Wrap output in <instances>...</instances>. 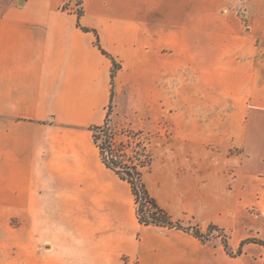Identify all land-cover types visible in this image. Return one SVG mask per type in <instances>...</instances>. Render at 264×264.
I'll use <instances>...</instances> for the list:
<instances>
[{"label": "crops", "instance_id": "1", "mask_svg": "<svg viewBox=\"0 0 264 264\" xmlns=\"http://www.w3.org/2000/svg\"><path fill=\"white\" fill-rule=\"evenodd\" d=\"M229 1L82 0L78 17L70 0H0V219L19 264H264L248 211L264 205V55ZM110 109L171 125L145 185L233 254L213 232L140 224L94 142Z\"/></svg>", "mask_w": 264, "mask_h": 264}, {"label": "rangeland", "instance_id": "2", "mask_svg": "<svg viewBox=\"0 0 264 264\" xmlns=\"http://www.w3.org/2000/svg\"><path fill=\"white\" fill-rule=\"evenodd\" d=\"M68 5L75 11L78 8L76 0L65 2L63 6L68 7ZM226 8L236 15L237 21L242 25L243 33L250 35L252 43L259 46L260 55H264V0H230ZM171 115V123L177 125L179 113L172 112ZM157 127L153 132L146 127L145 118L131 121L122 118L119 113L113 114L110 109L105 123L96 128L93 134L97 143L101 145L109 135L113 137L115 145L125 144L124 151L127 153V157H124V160L128 162L140 160L145 163L158 141L161 142L167 136L168 131L172 130L171 125H167L162 120L158 121ZM146 170L147 167L143 168L144 172ZM248 211L252 215L264 219L259 210L248 209ZM12 228H17V219H12ZM2 231V219H0V264H19L16 236H12L11 240L3 241ZM212 232L214 236L222 240L224 234L222 230H213Z\"/></svg>", "mask_w": 264, "mask_h": 264}, {"label": "trees", "instance_id": "3", "mask_svg": "<svg viewBox=\"0 0 264 264\" xmlns=\"http://www.w3.org/2000/svg\"><path fill=\"white\" fill-rule=\"evenodd\" d=\"M82 0H76V14L79 17L82 14ZM79 25V24H78ZM83 30L87 31L89 29L82 27ZM96 39L95 44L100 49V51L107 55L112 60V67L110 72L111 84H113L114 76L117 70L120 68V64L109 54L99 44V39L95 33ZM105 123V122H104ZM100 126H95L92 128L93 132L96 128ZM94 136V142L99 148V153L104 165L111 170H113L122 180L126 181L131 189L134 197L135 203V213L140 224L143 225H157V226H167L178 228L187 232H190L195 237L206 240L208 239L210 233L215 229V227L210 226L207 233H202L197 227L183 226L179 222L172 221L170 216L164 211L155 201V199L150 195L144 179H143V168L149 166L151 161V156L147 158L145 163L143 161L137 160V162L124 160L127 157V153L124 151L125 144L118 143L115 145L112 136H108L105 142L101 145L96 141ZM222 244L227 253L233 254L230 250L225 234L222 235ZM241 249L239 248L235 254H239Z\"/></svg>", "mask_w": 264, "mask_h": 264}, {"label": "built area", "instance_id": "4", "mask_svg": "<svg viewBox=\"0 0 264 264\" xmlns=\"http://www.w3.org/2000/svg\"><path fill=\"white\" fill-rule=\"evenodd\" d=\"M259 210V212H261L262 213V215L264 216V205H263V208L262 209H258V208H251V210Z\"/></svg>", "mask_w": 264, "mask_h": 264}]
</instances>
